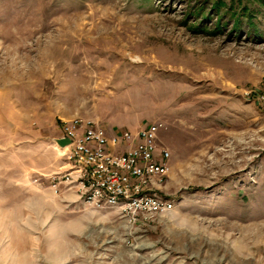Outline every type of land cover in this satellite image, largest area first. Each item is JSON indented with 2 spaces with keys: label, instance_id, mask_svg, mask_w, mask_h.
<instances>
[{
  "label": "rangeland",
  "instance_id": "rangeland-1",
  "mask_svg": "<svg viewBox=\"0 0 264 264\" xmlns=\"http://www.w3.org/2000/svg\"><path fill=\"white\" fill-rule=\"evenodd\" d=\"M263 90L264 0H0V264H264ZM74 117L162 124L174 208L80 199Z\"/></svg>",
  "mask_w": 264,
  "mask_h": 264
},
{
  "label": "built area",
  "instance_id": "built-area-1",
  "mask_svg": "<svg viewBox=\"0 0 264 264\" xmlns=\"http://www.w3.org/2000/svg\"><path fill=\"white\" fill-rule=\"evenodd\" d=\"M259 99L264 103V90ZM161 127L153 122L110 135L92 120L64 121L60 138L71 140L64 154L72 163L64 182L85 202L114 207L133 223L172 210V199L149 190L153 178L161 181L170 171L171 154L159 143Z\"/></svg>",
  "mask_w": 264,
  "mask_h": 264
},
{
  "label": "water",
  "instance_id": "water-1",
  "mask_svg": "<svg viewBox=\"0 0 264 264\" xmlns=\"http://www.w3.org/2000/svg\"><path fill=\"white\" fill-rule=\"evenodd\" d=\"M55 141L60 147H66L71 142V140L67 137L56 138Z\"/></svg>",
  "mask_w": 264,
  "mask_h": 264
},
{
  "label": "crops",
  "instance_id": "crops-1",
  "mask_svg": "<svg viewBox=\"0 0 264 264\" xmlns=\"http://www.w3.org/2000/svg\"><path fill=\"white\" fill-rule=\"evenodd\" d=\"M63 123V122H62ZM62 125V124H61ZM139 128H141V127H139ZM138 128V129H139ZM122 129H119V128H115V127H110V128H108V133L110 134V135H112L115 131H121ZM135 131V130H134ZM60 136H61V132L59 133V135L57 136V138H60Z\"/></svg>",
  "mask_w": 264,
  "mask_h": 264
}]
</instances>
